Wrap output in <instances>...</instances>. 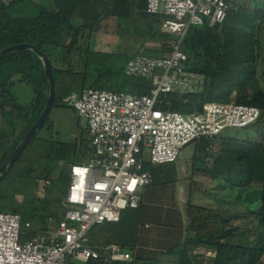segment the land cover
Listing matches in <instances>:
<instances>
[{"label":"trees","instance_id":"obj_1","mask_svg":"<svg viewBox=\"0 0 264 264\" xmlns=\"http://www.w3.org/2000/svg\"><path fill=\"white\" fill-rule=\"evenodd\" d=\"M88 1L57 0L55 7L49 8L33 0H0V52L8 46L26 42L45 51L56 79L54 106L57 100L63 101L72 94L82 93L87 83L89 88L108 85L110 90H115L117 86L120 91L148 94L154 86L152 78L127 75L125 72L127 62L141 54H127L125 64L116 68L107 63L109 59L102 56L104 53L87 49V39L91 36L93 25L85 23L76 27L73 17ZM165 17L164 14L145 11L141 17V31L138 30L142 36L159 40L165 48V52L160 55L168 53L169 41L174 38L161 30ZM263 26L264 0H235L222 24L210 26L206 22L193 25L185 37L188 69L203 76L204 80L195 92L169 94L167 103L162 104V107L188 113L200 112L205 103L216 101L259 107L261 119L244 127V134H221L214 139L197 142L202 147V153L193 156V169L214 177H225L232 185L259 184L261 196L257 208L252 207L249 212L243 213L190 205V221L186 226L188 233L184 243L168 251L171 254L176 251L180 253V264H203L195 253L198 247L210 248L215 252L210 264H264V87L257 75L264 48L258 36ZM70 34H73L72 37H69ZM80 42H83L82 46ZM60 47H64L68 54L66 60L71 63L73 59L70 55L74 50H78V53L86 50L93 52V57L84 56V53L78 56L83 64V70L78 72L59 67L57 60L56 67L47 50H51L55 56ZM27 85L33 97L27 106H23L18 100L17 87ZM19 90L20 94L23 93L22 89ZM48 95L49 82L44 65L34 51L14 52L2 60L0 111L4 118L8 112H14L17 117L20 115L27 119L28 124L20 136L14 134L15 127L9 129L11 125L8 121L4 124L5 130L0 134V167L40 117ZM43 129L52 130L48 119L17 162L0 179V209L20 214L22 225L26 226L30 222L32 236L38 230L49 228V220L60 218L64 209V197L59 193L40 195L38 187L41 180L51 177L54 184L61 186L70 178L69 170L65 171V167L89 155L88 137L82 145L57 142L40 136ZM217 138L221 139V149L213 154L207 153V145ZM83 146L86 150L81 149ZM38 170H41L40 177H33L32 174ZM19 196L23 199L19 200ZM142 204L138 208L123 210L119 221L97 224L90 232L92 243H117L132 253V260L114 264L148 263L144 250L150 248L141 242L139 229L143 223L140 212ZM86 264L104 263L91 261Z\"/></svg>","mask_w":264,"mask_h":264},{"label":"built area","instance_id":"obj_2","mask_svg":"<svg viewBox=\"0 0 264 264\" xmlns=\"http://www.w3.org/2000/svg\"><path fill=\"white\" fill-rule=\"evenodd\" d=\"M233 2L148 0L146 11L166 15L161 30L174 38L168 53L137 55L125 72L152 78L154 86L141 95L87 88L67 98L86 119L89 155L69 168V188L56 225L22 242V216L0 211V264H72V257L84 263L132 260L120 244L92 243L90 232L97 224L119 221L123 210L140 206L142 189L154 182L144 152L154 165L176 162L186 147L261 119L259 107L235 102H207L202 111L189 115L162 107L169 94L195 92L203 83V76L188 69L184 40L190 27L222 24ZM54 182L43 179L40 195L50 193Z\"/></svg>","mask_w":264,"mask_h":264},{"label":"rangeland","instance_id":"obj_3","mask_svg":"<svg viewBox=\"0 0 264 264\" xmlns=\"http://www.w3.org/2000/svg\"><path fill=\"white\" fill-rule=\"evenodd\" d=\"M9 1L11 0H5V2ZM233 3H235V0ZM140 23L142 24L141 20L138 21V24ZM138 30L141 31V25L137 28L123 29L121 32L122 34L118 28H115V35L116 33H120V37H110V39H107L108 43L101 42L103 38L97 36V34H95L96 32L91 33L92 36L95 35V38L93 44H89V46L87 45V49L89 48L92 51H100L101 53H104L102 56H107L110 60H107V63L112 64L116 68H120L125 64V58L128 53H117L124 48L130 49V55L134 53L141 55L155 53L153 55H160L165 52V48L160 45L158 39L151 38L150 36H142ZM72 35L73 34H70L69 37H72ZM258 38H260L261 47H264V26L261 29ZM82 43L83 42H80L81 46L83 45ZM107 48L110 51L102 52L101 49ZM60 49L55 56L51 50H47L53 64L57 67L58 64L55 61L57 60L59 67L70 69L74 72L83 70V64L78 60V56H81L83 55L82 53H84V56L90 55L93 57V52H87L86 50L85 52L78 53V50H74L70 55V58L73 59L71 63L66 60L68 54H66V50L64 51V47H60ZM262 50V57L260 58L257 75L261 85L264 87V48H262ZM88 84L89 83L85 85L86 89L89 88ZM29 87L30 86L17 87V92L19 93L18 100L23 106H27L30 103V99L33 97ZM96 88L108 89L109 87L108 85H99ZM117 88L118 87L115 86V91L121 90L120 88ZM19 89H24L22 91L23 93L20 94ZM79 90H81L80 87ZM67 98L63 101L57 100V104L52 108L48 118L52 125V130L48 131L47 129H43L39 135L53 139L57 142H70L82 145V142L85 141L88 136L85 127L86 119L81 117L78 111L69 104ZM216 102L223 103L220 101ZM17 113L18 115L20 114L18 111ZM182 113L186 115L191 114L188 112ZM6 116V119L4 118L3 128L4 124L8 121L9 125H11L9 126V129L15 127L14 134L20 136L21 132L26 129L28 120L22 118L20 115L17 117L14 112H8ZM3 128L0 129V134L5 130ZM244 133L245 129L243 128H233L225 131L223 135H241ZM81 149L86 150L84 146L81 147ZM220 149L221 139L219 138L208 144L206 148L207 153L210 154L216 153ZM195 153H202L200 143H195L183 149L178 160L174 163L155 165L152 164L146 151L143 154L146 159L145 168L150 170L154 175V182L150 186L143 188L141 191L142 195H144V203L140 210L141 220L142 222L149 223L148 225L143 223L140 224L141 226L139 229L141 231L140 234L142 235L141 242L146 245V247H151L150 249H142L144 250V257L148 260L147 264H180V253L176 251L174 254H171L168 253V251L175 246H182L184 243L185 237L188 233L186 226L190 221L188 218V208L190 205H203L220 208L231 213L249 212L252 207H258L259 198L261 196V188L259 184L248 185L244 183L241 186L232 185V183L225 177H214L210 174L195 171L193 169V156ZM79 162L83 163L84 161L81 159ZM74 163H78V161ZM72 164H68L65 167V171L69 170V167ZM40 174L41 170H38L37 172H34L32 176L40 177ZM42 180L39 184L38 190L40 189ZM69 183L70 178L62 183L60 190L58 191L62 197L66 196ZM18 199L22 200L23 197L19 196ZM0 211L12 212L9 209H0ZM58 219L55 218L54 223L49 222V227L51 225H56ZM236 221L239 222L241 219H237ZM31 236V229L23 224L21 241H26ZM146 238L147 242L145 241ZM195 253L199 255V260L202 261L203 264H210L211 257L215 255V252L212 249L206 247L196 248ZM71 263L86 264L77 261L74 257L71 258Z\"/></svg>","mask_w":264,"mask_h":264},{"label":"crops","instance_id":"obj_4","mask_svg":"<svg viewBox=\"0 0 264 264\" xmlns=\"http://www.w3.org/2000/svg\"><path fill=\"white\" fill-rule=\"evenodd\" d=\"M40 6L53 8L55 7L57 0H33ZM148 0H89L82 8L78 9L73 17L75 26H83L85 23H91L93 25V31L97 36L102 37L101 42H107L110 37L119 38L123 29L137 28L141 23L143 14L146 11ZM115 28H118L120 33H114ZM122 34V33H121ZM113 35V36H112ZM95 35L87 39L89 44H93ZM114 38V39H115ZM103 51H110L107 49H101ZM130 53L129 48L121 49L117 53ZM16 114H18L16 112ZM4 116L0 111V129L3 128ZM60 185L55 183L51 187V195L58 194ZM144 195H142V203H144ZM145 225L148 222H143ZM148 236V235H147ZM147 242V238L145 239ZM151 248V247H147Z\"/></svg>","mask_w":264,"mask_h":264},{"label":"water","instance_id":"obj_5","mask_svg":"<svg viewBox=\"0 0 264 264\" xmlns=\"http://www.w3.org/2000/svg\"><path fill=\"white\" fill-rule=\"evenodd\" d=\"M32 50L34 51L42 60L45 70L46 78L49 82V95L45 105V108L38 118V120L32 125V127L26 132L25 136L23 137L22 141L10 155V157L3 163L0 167V179L6 175L8 170L17 162L19 157L25 151L31 140L33 139L34 135L44 126L45 122L49 118V115L52 111L55 102L56 96V79L53 71L52 64L50 62L49 57L45 53V51L41 50L38 46L33 43H18L11 46L6 47L0 52V64L2 60L9 54L24 50Z\"/></svg>","mask_w":264,"mask_h":264}]
</instances>
